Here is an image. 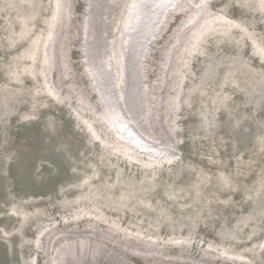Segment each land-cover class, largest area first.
Returning <instances> with one entry per match:
<instances>
[{"label": "rangeland", "instance_id": "rangeland-1", "mask_svg": "<svg viewBox=\"0 0 264 264\" xmlns=\"http://www.w3.org/2000/svg\"><path fill=\"white\" fill-rule=\"evenodd\" d=\"M189 1L180 2L184 6L182 12H187L184 17L163 15L152 19L151 24L155 23L156 28L151 29L150 41L137 34L141 54L146 60L141 62L139 58L138 62L144 90L140 100L148 108L151 119V124L148 122L147 127H143L126 102L122 76L117 72L111 76L101 69V58H105L109 67L116 62L119 71L117 43L130 37L129 29L119 36L118 42V35L111 33L100 57L101 54L94 50L95 40L90 36L91 24L97 16L91 8L93 0H0V207L4 210H0L4 217L0 219V234L3 243H8L7 248L13 251L9 256H1L0 264H37L29 247L34 242L37 249L46 248L45 243L57 235L58 240H53L44 264H62L64 247L94 236L106 242L105 247L114 246L128 264H159L147 262V259L156 256L158 249L172 245L181 249L185 244L205 240L211 246L207 247L209 250L229 248L230 243L223 245L214 240L220 238V234H226L228 241L234 240L230 249L254 253L264 264L261 247L264 197L258 200V206L248 205L235 213L218 206L226 199L234 203L236 197L233 196H237L231 194L230 187L221 190L227 182L221 174L226 172L227 176L235 167L239 168L238 162L247 160L245 154L260 134V131L255 134L251 125L258 121L264 125V79L260 77L264 71L255 66L248 50L241 54L237 44L238 29L245 27L264 41V30L256 27L264 14L260 5L264 0L251 1L248 12L245 4L249 0H209L208 12L220 24L216 32L204 36L199 46L198 40L193 43L189 63L175 81V89L179 90L175 92L168 75L167 62L174 47L170 40L181 29L179 25H187L199 16L198 11L187 4ZM128 4L131 6L133 0H122L121 28L135 21V15L128 18ZM216 11L221 15H216ZM243 61L258 72L255 84L245 88L236 77L237 72L248 77V71H240ZM177 63L182 66L185 60L182 57ZM227 74L232 76V83L236 81L233 86L239 85L242 95L231 84H225ZM105 85L116 100L115 106L107 97ZM173 95L177 97L172 98ZM169 100L176 102L172 106L173 114H162ZM71 111L78 114L76 119ZM54 113L64 116V122L73 126L78 138L64 132L59 135L60 125ZM89 113H94L95 117ZM100 115L115 126L114 131L122 135L125 131L123 136L127 138L133 136L135 139L134 130L138 129L166 144L167 148L175 151L183 148L186 153L184 166L178 171L162 173L147 169L148 164L145 167L143 163H127L114 157L118 147L110 144L101 148L94 144L99 137H103L102 141L111 140L109 132L98 125L102 120ZM246 119L253 123L248 125ZM21 127L23 132L19 134ZM66 128L69 130L67 125H62L63 131ZM172 129L175 132L172 133ZM97 134L99 137L95 136ZM108 150L111 156L106 153ZM25 151L34 152L32 161L23 157ZM15 160H22V168L26 167L25 161L33 168L29 176L15 175L10 181L6 168ZM241 164L240 168L245 163ZM90 178L95 179L87 184L89 193L84 205L74 207L80 194L78 187ZM178 180L183 183L182 188L177 186ZM241 199L244 198L237 196L235 199L238 207L243 204ZM25 203L33 207L34 218L29 224L22 218ZM14 208L20 218L16 217L17 213L13 214ZM92 209L104 211L107 214L104 219L116 226L129 224L143 238L150 230H159V233L150 242L135 239L124 243L121 236L110 237L104 230L90 233L93 228H89L87 235V227L80 222L64 225L74 212L85 213ZM58 217L63 223L58 222ZM245 218L251 222L244 224ZM19 230L24 234L15 239ZM68 230L72 232L69 234ZM43 231L47 233L44 234L46 239L39 242ZM64 234L68 235L64 237ZM72 234L75 237L70 238ZM41 241L43 245H39ZM155 242L159 244L156 246ZM207 248L201 250L204 252ZM165 253L173 258L178 251Z\"/></svg>", "mask_w": 264, "mask_h": 264}, {"label": "bare ground", "instance_id": "bare-ground-1", "mask_svg": "<svg viewBox=\"0 0 264 264\" xmlns=\"http://www.w3.org/2000/svg\"><path fill=\"white\" fill-rule=\"evenodd\" d=\"M125 1V0H123ZM180 1L182 0H173L174 5H172L171 2L168 0H134L132 6L128 9V18L131 15L134 16L135 21H131L129 26H125V28H121L122 24V13L121 10L124 9V5L122 6V0H93L91 8H93V11H95V14H97L96 18L93 20V25L90 30V36L92 39H94V50L97 53H100V57L102 56V48L107 47L108 41H110L111 37L110 34L113 33L115 35H118L117 42L119 41V36H123V34H126V30H130V37L128 36L125 41H120L117 43V50L119 53V71L117 68L116 62H114L110 67L109 64L106 63L107 60L105 58H101V69L108 73H111L110 75L113 76L117 73L118 75L122 76L123 80V90L126 102L128 103L129 107H131L132 112L134 115L137 116V122L140 123L143 127H147V123L151 124V119L149 117L148 108L141 102L140 98L143 96V88L142 83L143 79L141 76L142 72L140 71V65H139V58H141V62L146 61L143 57L140 42L138 40V35L141 34L146 40L150 41L152 39L151 35V29L155 30L156 25L151 24V21L153 18L157 20L158 17L164 16H170V17H184L186 15V11H183V4L185 3V0H183V4H180ZM242 1V0H240ZM253 0H249V3L245 4L246 8L245 10L248 12L250 3ZM260 1V0H259ZM121 2V5H120ZM165 3V4H164ZM208 3L209 0H190L187 4L191 5V8L193 10L198 11V17L191 20L187 25H179L181 28L178 33V31L175 32V35L172 37L171 44L174 46L171 49L170 52V59L167 62L169 63V80L173 81L172 90L175 92H178L175 89V81L180 78L185 70L186 64H183L182 66H179L177 63L178 60L182 59L186 61H189L190 59V51L192 49V45L194 42L198 40V46L202 43L203 38L206 34L214 33L217 30V27L220 23L218 21L211 17L208 12ZM162 4V5H161ZM127 2L125 4L126 8ZM173 6L170 7V6ZM263 11H264V3H260ZM97 9V10H96ZM260 19L258 20V26L257 28L264 30V14H261ZM109 24V25H108ZM175 24V23H174ZM152 25V26H151ZM228 25V24H226ZM231 26V25H230ZM229 28V26H224V28ZM233 27V26H231ZM121 28V29H120ZM125 29V32H124ZM132 31V32H131ZM212 31V32H211ZM239 33V40L237 41V44H239L240 53H246L248 50L249 57L251 60L255 63L256 67H259L264 70V41H260L258 36L254 31H252L250 28H241V30L238 29ZM109 37V40L107 38ZM106 39V40H105ZM139 42V43H138ZM115 46V44H114ZM244 62V61H243ZM245 64H248V62H244ZM241 66L240 71L246 72L248 71L247 67L244 65ZM143 66V65H142ZM188 69V68H187ZM251 75L248 73V77H243L241 73L237 72L236 77L240 82V85L244 88L249 85H254L255 80L257 78L256 72L251 69ZM230 77H232L230 74H227L225 79V84L227 86L231 84L233 86V83L230 81ZM264 79V75L260 76ZM118 79V78H117ZM180 82V79L179 81ZM178 85V84H177ZM262 84H259L260 87ZM231 86V87H232ZM256 86L254 90H257ZM177 87V86H176ZM226 87V85H225ZM239 87V85H238ZM237 86H233V88H237L239 91V95H242L243 91L238 88ZM105 92L107 94V97L111 103H115V98L111 94V91L109 88L105 85L104 87ZM177 96L174 95L172 98H176ZM12 103V101H11ZM170 104H166V108L163 107L162 114H173L174 110L172 108L173 100L170 101ZM264 103V102H263ZM261 104V106L263 105ZM256 104L259 106L260 100L256 101ZM258 117V116H257ZM244 121V118H243ZM256 121V120H255ZM254 121V122H255ZM250 120L246 119V123H249ZM256 132L260 131V134H257V137L253 140L252 149L245 154V157H247V160L238 162L236 166H239L237 169L234 168V171L228 172V175L226 176V172L224 174H221L227 182L226 185L222 186L221 190L226 191L227 187H230L231 194L242 196L244 199H241L243 204L240 206L239 209L236 208V205L233 203L232 200L226 199L221 205H218L219 201L217 200L218 206L227 207L232 212H236L237 210L242 211L243 208H246L248 205H259L260 202H258L259 199L264 197V125L260 124L258 121L253 123V126H251ZM258 128V129H257ZM167 130L170 131L171 128L167 127ZM263 130V131H262ZM175 132L172 129V133ZM166 132L165 134H167ZM145 135V134H144ZM98 136L99 135H95ZM148 136V135H146ZM151 136V135H150ZM148 136L149 138H151ZM165 137V135H163ZM167 138V137H166ZM101 141L103 140V137H99ZM147 141H150L147 138ZM158 144L165 146V150L168 151L166 144L158 142ZM110 156L112 155V152L108 150L106 152ZM121 154L116 153L114 157H120ZM245 163L243 167L241 163ZM226 165H222L224 167ZM227 167V166H226ZM231 168V167H228ZM95 178H90L88 181L81 184V186L78 187V190L80 191L79 196L74 201V207H79L84 205L83 202L87 197V193H89V189L87 188V184ZM213 183L210 184L212 186ZM229 190V192H230ZM75 194V193H74ZM237 196L234 198L237 199ZM126 200V199H125ZM124 200V201H125ZM126 204H128V201H125ZM262 203V202H261ZM27 203H25V209H23L25 212H23L22 218L24 221L29 224L33 221V207H28ZM141 207H143L141 205ZM251 207V206H249ZM28 208V209H27ZM89 210V209H88ZM4 210L2 209V212ZM17 213V218H20L18 216V211L14 208L13 214ZM27 214V215H26ZM78 215H82V217L79 218ZM107 216V214L104 211H98L96 209H92L88 212L82 213V212H74V215L69 218V220L66 221L64 225L71 226L72 224H75L77 222H80L82 224H85V227L87 229L85 230V234L87 233V230L89 228H93L90 233L96 231V230H104L107 232V235L110 237H118L121 236L123 238V242L127 243V240L132 241L135 239H139L140 242H150L153 238L157 237V234L155 230H150L147 235H145L146 238H143L139 232H135L132 230V227L129 226V224L124 225L123 223H119V226H116V224H113L112 221H108L107 219H104ZM3 217L0 216V219ZM58 222L63 223V220L61 217H58ZM248 222H251V219L245 218L244 224ZM95 222V223H93ZM117 223V222H114ZM95 225V226H94ZM111 226V227H110ZM72 232V231H71ZM69 230L67 233H71ZM74 232V231H73ZM106 234V233H105ZM47 235V233H46ZM65 235V234H64ZM68 234H66L64 237H66ZM212 236L215 237L213 233H211ZM220 238L214 239L219 244L226 245L227 243H230V247L232 246L234 240L231 238L228 241V237H226V234H220ZM81 236V235H80ZM73 234L70 236V238H73ZM84 238V237H83ZM46 236H43L41 240L45 241ZM154 240V239H153ZM190 240V239H188ZM42 242V241H41ZM78 243L73 244L72 246L64 247L62 256L63 260L61 261L62 264H128L125 259L121 255L117 253L118 250L110 244L109 246H112V248L106 246V242L99 241V239L94 236L93 238L89 240H77ZM43 244V242H42ZM48 253L51 252V244H52V238L51 241L46 242ZM159 243H154V245H158ZM202 246L205 248L207 242L203 240L201 243ZM201 244L199 242L194 243H188L182 246V248H175L173 245L171 248H163L161 250H157L156 256H152L151 258L147 259V262H159V264H219V260L223 262H228L232 264H236L238 262H243L246 264H261V261L257 260V255L254 253L246 252V251H237L233 248H219L214 247L213 249L209 250L207 248L204 250V252L201 250ZM237 245V244H235ZM207 247H211L208 245ZM114 248V249H113ZM29 249L33 251V253L37 256L38 262L44 260L47 258L46 253L43 251L36 250L33 246H30ZM149 250V249H148ZM168 251L170 254H176L175 258L170 259L169 255H167L165 252ZM125 252H128V250L125 248ZM214 256L217 257V259L214 258ZM231 256V257H229ZM65 258V259H64ZM243 258H247L249 261H244ZM42 259V260H41ZM60 259V258H59ZM232 259V260H230ZM220 262V263H223ZM263 264V261H262Z\"/></svg>", "mask_w": 264, "mask_h": 264}]
</instances>
